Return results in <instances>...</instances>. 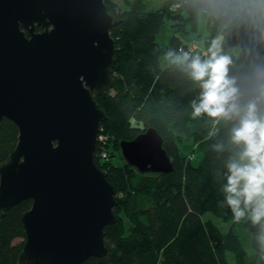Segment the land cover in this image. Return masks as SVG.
Wrapping results in <instances>:
<instances>
[{"label":"trees","instance_id":"trees-1","mask_svg":"<svg viewBox=\"0 0 264 264\" xmlns=\"http://www.w3.org/2000/svg\"><path fill=\"white\" fill-rule=\"evenodd\" d=\"M144 1L124 0L126 9L121 11L105 0L119 24L111 31L116 44L114 85L94 97L106 116L101 124L106 141L98 143L95 163L117 193V222L105 229L109 256L93 257L86 264H264L260 226L247 219L235 223L224 203L226 164L238 152L230 142L236 120L214 121L204 114L194 118L192 102H199V84L176 65H161L169 51L199 55L178 34L189 33V22L197 20L206 0H167L155 11H148ZM212 1L217 11L207 21L206 48L221 38L220 53L231 59L228 75L239 89L240 105L255 101L264 115V0ZM168 32L173 35L169 41ZM150 128L164 140L174 165L171 174H141L122 159L120 143ZM18 138L17 126L4 120L0 164L15 150ZM190 143L193 160L187 154ZM32 205L26 200L4 218L0 215V264H20L24 242L15 241L26 238L22 216Z\"/></svg>","mask_w":264,"mask_h":264},{"label":"water","instance_id":"water-1","mask_svg":"<svg viewBox=\"0 0 264 264\" xmlns=\"http://www.w3.org/2000/svg\"><path fill=\"white\" fill-rule=\"evenodd\" d=\"M119 21L105 0H0V125L19 130L0 164L1 218L26 200L20 264H86L106 258L117 193L95 163L105 113L96 95L115 79ZM37 28L41 32H37ZM158 131L122 141L141 174L174 172Z\"/></svg>","mask_w":264,"mask_h":264},{"label":"clouds","instance_id":"clouds-1","mask_svg":"<svg viewBox=\"0 0 264 264\" xmlns=\"http://www.w3.org/2000/svg\"><path fill=\"white\" fill-rule=\"evenodd\" d=\"M208 51L206 59L183 50L169 51L166 57L201 88L199 102H192L194 118L204 114L214 121L236 120L230 142L238 152L226 164L224 203L235 223L247 219L260 226L258 239L264 246V115L255 101L240 105L239 89L228 75L231 59L220 53L219 41L214 40ZM216 150L223 149L217 146Z\"/></svg>","mask_w":264,"mask_h":264},{"label":"rangeland","instance_id":"rangeland-1","mask_svg":"<svg viewBox=\"0 0 264 264\" xmlns=\"http://www.w3.org/2000/svg\"><path fill=\"white\" fill-rule=\"evenodd\" d=\"M112 1L119 6L121 11L126 9L124 5V0H112ZM166 1L167 0H146L144 1V4L148 11H155L161 9ZM205 10H209V12H205ZM216 11H217L216 6L212 0H206L205 2L204 1L201 2L200 9L198 11L197 20L189 22V27H188L189 33L178 34V37L182 39L184 45L190 46L189 50L191 51V53L199 54L201 57H207L209 55V51L206 48V42L210 39V34L207 30V21L210 16L216 13ZM166 35H167L166 37L167 41H169L173 36L171 32H168ZM160 41L162 42L163 39L161 38ZM218 41L221 50V42H222L221 38ZM161 65L163 68H166L167 66L170 65V62L168 61L166 54L161 58ZM194 152H195V147L193 144L190 143L189 149L187 151L190 160H193L196 157V154ZM114 162L117 165H121L122 161H119V159H114ZM24 241L25 239H18L15 241V244H20Z\"/></svg>","mask_w":264,"mask_h":264},{"label":"built area","instance_id":"built-area-1","mask_svg":"<svg viewBox=\"0 0 264 264\" xmlns=\"http://www.w3.org/2000/svg\"><path fill=\"white\" fill-rule=\"evenodd\" d=\"M205 12H209V10H205ZM101 133H102V129H101L100 134H99V141H98V143H99V142H105V141H106L105 136H104V135H101ZM103 136H104V137H103ZM101 157L104 158V159H107V158H108V155H107L106 152H103V153L101 154Z\"/></svg>","mask_w":264,"mask_h":264},{"label":"flooded vegetation","instance_id":"flooded-vegetation-1","mask_svg":"<svg viewBox=\"0 0 264 264\" xmlns=\"http://www.w3.org/2000/svg\"><path fill=\"white\" fill-rule=\"evenodd\" d=\"M38 29H39V28H37V32H41V29H39V30H38Z\"/></svg>","mask_w":264,"mask_h":264}]
</instances>
